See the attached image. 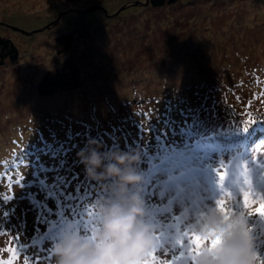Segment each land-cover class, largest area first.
I'll return each instance as SVG.
<instances>
[{
    "label": "rangeland",
    "instance_id": "374dc122",
    "mask_svg": "<svg viewBox=\"0 0 264 264\" xmlns=\"http://www.w3.org/2000/svg\"><path fill=\"white\" fill-rule=\"evenodd\" d=\"M127 2L135 6L124 9ZM144 3L145 0H0V36L12 39L19 49L18 61H7L0 68V200L4 195L17 197L7 207L17 205V217L23 214L26 219L21 243H29L28 238L34 235L36 212L23 195L26 189L15 180L20 176L25 178L22 183L31 180L32 168L41 161L53 165L52 156L60 159L63 170L74 167L70 158L75 152L72 145L86 135L128 136L135 140L141 135L139 121L144 124L148 120L135 115L138 104L133 103L136 96L130 97L133 90H139L136 98L142 101L145 97L158 96L159 90H201L194 96L190 93L193 101L189 109L197 107L201 115L200 112L206 113L207 108L208 116H212L211 108L216 115L221 112L225 115L228 108L221 99L231 100L237 109L231 110L228 119L209 120L220 128L230 121L248 120V112L237 105L247 103L257 108L260 102L264 103V0H178L164 7ZM96 6L101 8L79 11ZM57 19L56 24L46 27ZM66 33L75 34L74 44L70 50L60 52L56 38ZM67 60L81 67L80 85L59 87L51 94H42L40 87L44 79L62 68ZM206 81L221 91L207 89ZM147 114L152 122L153 113ZM130 117L134 120L128 125ZM228 127L239 126L231 124ZM166 129L172 139L171 147L154 141L152 144L157 147L150 145L154 156L163 158L168 153L172 156V153L191 147L177 127ZM93 140L96 141L94 138L88 140L81 149L85 150ZM247 140L242 146L235 143V147L227 149L214 145L204 148L225 160H247L254 190L264 191L261 179L264 156H258L264 154V147L255 145L264 139ZM135 149L142 152L139 147ZM102 150L97 147V151ZM117 151L131 153L128 148L118 146L104 150L107 154ZM24 152L33 158L31 165L23 157ZM243 152L249 156L244 157ZM252 155L257 157L256 161L252 160ZM134 168L142 181L130 186V190H138L143 195L146 177L141 168ZM83 178H71L73 187ZM114 181L115 178L113 181L109 178V183H101V190L107 189L115 195ZM240 186L246 190V186ZM38 187L32 191H37ZM73 187L68 191H73ZM107 197L111 199L104 202L114 199ZM242 199L238 189L231 201L225 197L228 205L242 203ZM48 203L55 207L51 200ZM97 207L96 201L98 228L93 233L100 230L101 215ZM210 207L215 206L204 210L203 216ZM147 219L145 214L141 218L152 229V236L154 231L159 234L161 229ZM11 223L23 227L19 219L13 218ZM44 227L41 225L42 230ZM72 234L82 241L92 242L82 238L69 223L61 230L54 247ZM11 235L15 236V231ZM7 241L8 236L0 235V249L7 246ZM173 254L178 256L179 251L169 250L168 255L158 251L156 264L170 260ZM8 255L0 251V258L7 259ZM58 260L57 257L56 264ZM17 264H23L22 257ZM148 264H153L151 257Z\"/></svg>",
    "mask_w": 264,
    "mask_h": 264
},
{
    "label": "snow or ice",
    "instance_id": "6c2138e0",
    "mask_svg": "<svg viewBox=\"0 0 264 264\" xmlns=\"http://www.w3.org/2000/svg\"><path fill=\"white\" fill-rule=\"evenodd\" d=\"M141 115L145 116L148 124L145 126L139 121L141 135L135 140L128 136L110 138L86 135L72 145L76 156L86 142L93 138L104 146L103 150L115 146L125 150L129 146L139 147L142 150L140 167L146 177L143 197L150 217L148 222L161 231L159 234L153 232L154 246L141 264H148L149 257L156 264L155 254L160 251L162 255H168L169 250L172 253L178 250L179 255L173 254L170 260L161 261L160 264H195L201 248L217 249L221 241L215 232L201 234L197 230L201 226L204 210L209 206H215L225 221L233 215H240V223L253 239L258 264H264V191L254 190L248 161L238 158L225 160L216 153L209 155L194 141L190 142L193 146L175 155L161 160H149L148 156L153 154L149 146L154 142L156 134L152 132L151 116L146 113ZM260 121L264 120L236 122L246 132ZM146 136H150V139L146 140ZM257 145L264 147V141ZM23 157L28 159L29 165L33 163V158L25 152ZM51 159L55 161L53 165L41 161L32 168L31 180L22 183L25 181L23 176L15 180L17 185L26 189L23 195L30 208L36 212V227L34 235L28 238L29 243L20 242L27 226L23 214L17 217L15 204L7 207L17 197L4 195L0 200V208L3 209L0 211V235L8 236L7 246L0 251L9 254L7 259L0 258V264H17L21 257L23 264H56L57 257L53 248L65 225L71 223L85 240H92V233L98 228L94 219L97 215L95 203L107 194L96 181H90L85 176L84 169L76 174L84 178L78 179L73 187V181L61 167L60 159L56 156ZM256 159L252 155V160ZM50 171L55 173L51 180L48 179ZM261 179L264 180V175ZM240 185L246 186V190ZM37 186L38 190L32 191ZM11 187L10 183L9 189ZM70 187H73V191H68ZM237 189L242 194V203L226 204L225 197L231 201ZM50 200L55 207L49 206ZM13 218L19 219L23 227L12 225ZM41 225H45L43 230ZM13 231L15 236L11 235Z\"/></svg>",
    "mask_w": 264,
    "mask_h": 264
},
{
    "label": "clouds",
    "instance_id": "9594fccd",
    "mask_svg": "<svg viewBox=\"0 0 264 264\" xmlns=\"http://www.w3.org/2000/svg\"><path fill=\"white\" fill-rule=\"evenodd\" d=\"M97 147L96 141H89L90 150L81 149L78 158L89 177L115 178V198L100 204V230L93 233L92 242L72 234L56 243L58 264H141L154 240L152 229L141 220L145 214L144 201L138 190L130 191V186L142 181L132 167L139 156L122 151L104 154ZM240 221L239 214L225 221L216 207H210L198 232H215L221 243L215 250L201 248L195 264H258L253 239Z\"/></svg>",
    "mask_w": 264,
    "mask_h": 264
},
{
    "label": "trees",
    "instance_id": "16d2710c",
    "mask_svg": "<svg viewBox=\"0 0 264 264\" xmlns=\"http://www.w3.org/2000/svg\"><path fill=\"white\" fill-rule=\"evenodd\" d=\"M67 1H77V0H67ZM178 0H145L146 2H151L155 7H164L167 5H173ZM148 5V4H146ZM135 4L133 2H127L126 7H133ZM100 7V6H98ZM101 8V7H100ZM86 10V9H83ZM83 12L82 10H79ZM75 40V34L74 33H66L56 38L57 44L60 46V52L68 51L72 48ZM19 59V49L17 45L13 42L12 39L8 37L0 36V68L6 64L7 61L17 62ZM81 67L75 63L72 60H67L63 67L60 69H57L56 71L52 72L47 78L44 79L43 83L40 87V92L42 94H51L54 91H56L59 87H66V88H76L80 85L81 82ZM208 81V80H207ZM205 82V87L207 89H211L213 92H219L221 90H218V88H212V84L210 82ZM258 81V80H257ZM261 83V81H260ZM253 84V82L251 83ZM250 86V85H249ZM257 87V85H256ZM255 87V88H256ZM131 96H136L139 93V90H133ZM159 95L155 97H145L142 100L137 99L136 97L133 98V103H137V109L135 110V115H137V118H140L144 115H141L142 113H153V120L151 122V128L152 132L155 135L154 141L159 142L160 144L164 142L166 145V148L171 147V136L169 133L166 134L167 127L170 129L172 126L177 127L180 131L179 133L183 132L185 140H188L189 142H193L195 139L198 141L195 143L196 145H199L204 150V146L214 145V147H223L225 149L230 147H235V143H239V146H242L247 139H251L254 141L264 139V121L257 122L253 124L246 132L242 130L240 127H228L231 124H237L232 121H230V124H226L224 128L218 127L216 124L209 123V120H216L219 118H225L228 119L231 114V110L237 109L234 106V103L231 102V100L226 101L225 99H221L224 107L228 108L225 109L224 113L225 115L221 114L216 115L212 108H211V115L208 116V110L206 108V113L200 112L201 115H199L197 107L189 109V103H191L193 100L192 98L196 93H200L201 90H159ZM205 91V90H202ZM193 94L192 95H190ZM129 97V98H130ZM183 99V101H182ZM132 100V99H130ZM139 100V101H138ZM143 102V103H142ZM142 103V104H141ZM177 103V105H176ZM141 104V105H139ZM149 104V105H147ZM252 104V103H251ZM174 106V107H173ZM241 107L242 109H245V112H248L247 118L252 120H264V103L260 102L257 108L250 107L247 103H242L240 105H237ZM145 107H149L148 110L145 109ZM173 107V109H172ZM156 109V114L154 115V110ZM172 109V110H171ZM250 111V112H249ZM133 117V116H131ZM128 118V125L133 124L132 119L134 118ZM155 117V118H154ZM145 119V118H144ZM146 120V119H145ZM147 122V121H146ZM144 123L145 126H147L148 123ZM169 131V130H168ZM140 134L138 135V137ZM174 141V139H173ZM99 142H97L98 144ZM193 146L192 144H190ZM257 145V143L255 144ZM95 147L94 145H92ZM153 147H157V145H153ZM165 146V145H164ZM100 149H104L103 145L99 146ZM150 147V146H149ZM128 149L131 151L132 155H138L139 159L136 163L132 165V167H138L141 168V157L142 152H137V150L133 147H128ZM240 149V148H238ZM237 149V150H238ZM90 148L87 146L85 151H89ZM81 151V149H80ZM79 151V152H80ZM236 151V150H234ZM78 152V153H79ZM209 155L210 152L206 151ZM101 153L107 154V152H104V150L101 151ZM153 153V152H152ZM176 153H172L171 155H175ZM242 155H245L243 152ZM164 156V155H163ZM166 157H170L169 153L166 155ZM166 157H157L153 155H150L148 158L149 160H161L165 159ZM74 161V167H69L68 170H64V172H68L69 178H73V180H76L77 178H81L83 175H80L79 177L76 175L77 173H80L82 169L85 168L84 165L80 162V159L78 158V155L76 156L75 152L70 157ZM80 162V163H79ZM108 160H105V163H108ZM100 171V170H99ZM55 175L54 172L48 174V178L51 180L53 176ZM85 176L90 178L87 173L85 172ZM112 181L114 178H111ZM100 187H102L101 183H109V178H102V179H95ZM116 182L114 181L112 185V190L116 194ZM104 189V188H103ZM107 195L101 196L102 200L97 201V205L99 208L100 204L106 200H109L111 198L107 196H113L115 198V195L110 193L107 189L102 190ZM131 192H135V190H130ZM141 198H144L142 194H140ZM53 206V205H52ZM145 206V205H144ZM147 206H145V215L148 219H150L148 215ZM96 217V216H95ZM94 217V219H95ZM147 219V221H148Z\"/></svg>",
    "mask_w": 264,
    "mask_h": 264
},
{
    "label": "water",
    "instance_id": "95a60500",
    "mask_svg": "<svg viewBox=\"0 0 264 264\" xmlns=\"http://www.w3.org/2000/svg\"><path fill=\"white\" fill-rule=\"evenodd\" d=\"M145 5L146 4H148V2H146V3H144ZM98 8H100V7H98V6H96V7H91V8H89V9H86V10H82L83 12H89V11H92V10H95V9H98ZM58 22V19L56 20V21H54L53 23H50V24H48L46 27L47 28H50V26L51 25H53V24H56Z\"/></svg>",
    "mask_w": 264,
    "mask_h": 264
}]
</instances>
